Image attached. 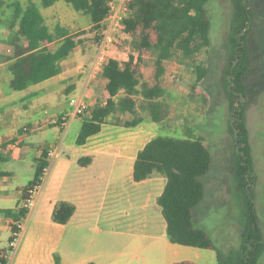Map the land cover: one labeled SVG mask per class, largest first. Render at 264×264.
<instances>
[{
  "label": "crops",
  "instance_id": "crops-1",
  "mask_svg": "<svg viewBox=\"0 0 264 264\" xmlns=\"http://www.w3.org/2000/svg\"><path fill=\"white\" fill-rule=\"evenodd\" d=\"M41 1L37 4L28 0L39 8L50 32L56 26L70 34L86 31L82 36L96 31H91L89 17L76 12L66 0H55L45 8ZM48 20L53 22L51 26ZM12 54L11 46L0 45V55ZM129 55H134L136 61V54L128 46L115 45L108 51V58L120 63L127 62ZM95 58V45H77L70 56L59 63L56 76L23 91L9 88L11 76L7 64H0V114L6 116L0 119V153L4 157L1 170L6 173L0 177V210L17 212L21 193L33 179L26 184L17 183L19 177L14 171L4 170V163H30L35 169L36 160L44 153L48 163L41 191L21 221L20 240L7 264H56V260L58 264H175L189 261L179 258L186 250L183 246L168 241L166 225L156 204L164 190L165 177L153 173L138 183L132 179L137 154L158 136L160 125L171 116L162 97L157 99L165 109L161 111L164 118L160 122H154L149 112L138 106L134 116L115 111L105 119L99 133L81 146L74 142L75 146L67 147V154L62 152L66 136L73 131L79 133L83 122L82 117L69 116V99L81 97L89 110L104 106L108 99L105 93L107 80L103 78L102 70H93ZM170 60L163 62L164 73L159 79L163 88ZM175 67L174 73L177 72ZM151 75L144 82L150 81ZM121 96L122 92L113 100L117 101ZM54 110L59 114L52 113ZM65 116L69 118L62 126ZM133 117L140 119V123L125 127L124 123ZM48 134H52L51 139ZM195 138L203 140L200 136ZM203 143L206 145L204 140ZM80 159H89V162L84 160L85 164L80 165ZM61 201L75 207L66 225L51 220L55 205ZM70 223L74 224L72 228ZM91 224L103 227L99 233L105 236V246L99 247L100 238L85 233V230L90 231ZM12 225V218L0 215V243L6 242L0 252L8 248ZM79 243L84 252L78 251Z\"/></svg>",
  "mask_w": 264,
  "mask_h": 264
},
{
  "label": "trees",
  "instance_id": "trees-1",
  "mask_svg": "<svg viewBox=\"0 0 264 264\" xmlns=\"http://www.w3.org/2000/svg\"><path fill=\"white\" fill-rule=\"evenodd\" d=\"M55 0H42L41 6L48 7ZM210 0H131L129 15L124 19L125 32L133 38L134 55L128 61L120 63L109 58L102 68V76L107 80L105 93L108 96L104 106L92 109L89 117L84 119L76 145H83L86 140L101 130L105 119L113 112H129L134 116L138 106L147 110L156 123L162 116V103L157 99L164 96L165 89L159 82L164 73L163 62L170 60L176 51L184 58H190L210 44L209 33L211 19L206 6ZM76 12L89 17L95 31L108 12V0H66ZM249 0H231L233 20L230 27L228 43L229 57L227 84L229 109L233 118L239 163L235 173L236 185L244 196L248 193L247 183L250 179L251 156L247 142V130L244 120L242 99L246 97V75L251 65L248 50L247 30L252 12ZM12 9L8 28L14 31L7 43L13 48L11 56L0 55V64L6 63L11 76L9 88L12 91H23L31 85L48 80L59 73V63L67 59L72 51L82 43L80 36L85 31L70 34L64 28L56 26L50 32L44 24L39 8L32 2L23 7L19 0L6 3L0 0V12L4 7ZM0 19V23H1ZM154 57L153 74L150 81L140 84L139 76L143 56ZM197 81L205 76V70L195 67ZM122 92L117 101L113 98ZM140 96V98H137ZM139 103V104H138ZM165 111V109H163ZM140 119L133 117L125 122V127H133ZM80 159L79 164L84 165ZM4 157L0 153V177L6 175L1 170ZM46 154L35 162L33 179L21 193V201L26 199L29 190L38 183L39 177L47 167ZM212 165L210 151L200 138H173L156 136L151 139L137 154L133 165L132 179L138 183L148 179L153 173L165 177L166 184L156 204L166 225V236L170 243L216 253L217 264H257L263 247V234L255 213L253 201L248 198L244 222L240 231L241 245L239 250L225 254L217 249L210 236L201 228L194 226V210L204 197V184L201 178L208 174ZM75 207L68 202H58L52 212L53 223L66 225L73 216ZM27 210L19 208L0 210V215L12 218L13 224L24 219ZM12 230H15L12 225ZM10 240V239H9ZM2 264L7 262L1 261ZM56 264L58 261L56 260ZM175 264H194L184 261Z\"/></svg>",
  "mask_w": 264,
  "mask_h": 264
},
{
  "label": "rangeland",
  "instance_id": "rangeland-1",
  "mask_svg": "<svg viewBox=\"0 0 264 264\" xmlns=\"http://www.w3.org/2000/svg\"><path fill=\"white\" fill-rule=\"evenodd\" d=\"M4 1L10 2V0ZM33 1L37 4L40 2V0ZM20 2L25 7L28 0H20ZM248 6L252 12L247 28L251 65L245 80L246 97L242 99V102L252 174H249L251 181L249 179L247 183L246 196L240 193L235 181L241 153L238 151L239 146L232 127L234 120L227 96V84L230 81V76L227 74L228 37L233 20L231 0H210L206 6L211 19L208 47L202 48L190 58H184L180 52L176 51L169 61L164 79L165 93L161 100L167 105L166 108L171 116L160 125L158 136L180 139L198 136L203 138L210 151L212 165L208 174L201 178L204 184V197L194 210L193 224L204 230L210 236L214 246L223 253L239 250L240 231L244 222L248 195V198L253 201L263 234V247L257 264H264V0H249ZM40 9L43 10L42 7ZM11 15L12 9L7 6L0 12L2 21L0 41H9L16 30L15 28L10 31L8 28ZM47 23L49 26H51L50 23L53 24L50 20ZM80 39L82 41L80 45H95V32L88 36H81ZM137 40L138 37L130 36L121 45L116 46H128L135 54L133 48ZM0 45L8 44L0 43ZM153 58L145 56L143 59L139 77L141 83L148 80L153 72ZM196 66L206 71L200 81L196 78ZM173 67L177 72H173ZM90 111L87 110L82 117L83 120L89 117ZM57 112L59 111L54 110L52 113L59 114ZM5 117L4 114H0V119ZM47 136L52 138V134ZM77 136L76 131L66 136L63 153L69 152L68 146H75ZM35 137L39 136L35 135ZM2 168L6 171H14L19 177L17 181L19 184H26L35 173L34 166L30 163L8 162L4 163ZM73 225L70 223L69 227L72 228ZM89 228L90 231L85 230V233L95 239L100 238L98 239L99 247L105 246V236L99 233L103 227L91 224ZM96 229L99 231H95ZM4 244L6 242L0 243V247ZM183 249L186 250L182 251L179 258H186L195 264H217L216 253L213 250L184 246ZM78 251L84 252L80 243Z\"/></svg>",
  "mask_w": 264,
  "mask_h": 264
},
{
  "label": "built area",
  "instance_id": "built-area-1",
  "mask_svg": "<svg viewBox=\"0 0 264 264\" xmlns=\"http://www.w3.org/2000/svg\"><path fill=\"white\" fill-rule=\"evenodd\" d=\"M131 0H108L107 7L108 12L99 27L95 31L96 35V58L93 63V70H102L103 66L107 62L108 51L110 47L115 45H121V43L130 37L125 32L124 19L129 15V4ZM69 105L71 107V117H83L88 110V106L81 97H71L69 99ZM69 116L62 118V126L67 123ZM45 169L43 174L39 177L38 183L32 187L28 192L26 199L21 201L20 208L29 211L39 195L42 184L44 182ZM21 219L14 223L15 230H11V237L8 243V248L0 252V264L1 261H8L10 254L15 250L21 236Z\"/></svg>",
  "mask_w": 264,
  "mask_h": 264
}]
</instances>
